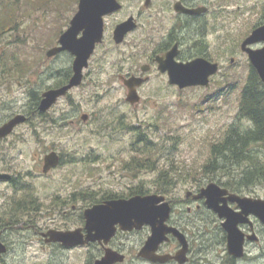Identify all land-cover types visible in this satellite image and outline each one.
Here are the masks:
<instances>
[{
    "label": "rangeland",
    "instance_id": "1",
    "mask_svg": "<svg viewBox=\"0 0 264 264\" xmlns=\"http://www.w3.org/2000/svg\"><path fill=\"white\" fill-rule=\"evenodd\" d=\"M120 1L124 8L108 19L110 28L130 14L137 15L143 4L142 0ZM8 2L12 7L6 6ZM0 5L15 14L11 30L0 31V116L6 117L12 107L28 112L31 101H35L30 93L41 96L48 90V84H54V79L48 81L51 60H54L53 67L61 68L59 70L70 66L69 55L48 59L46 54L68 28L77 11L78 0H1ZM263 5L264 0H227L221 20L215 19L214 14L208 19L213 23L212 33H208L213 56L217 57L221 50L227 51L221 74L213 79L210 87L177 90L167 80L153 78L142 89V100L137 108L126 102L128 92L119 75L131 65L141 63V50L132 49V39L118 49L109 45L102 47L91 61L82 86L71 91L68 100H60L49 115L36 116L30 128H22L19 135L24 134L23 138H13L26 141L18 146L24 151L20 157L21 170H28L29 150L36 153L38 162L52 151L62 157L61 165L50 172L48 178L37 175L36 181L28 183L29 193L35 195L43 207L37 211L36 218L48 219V225L52 226L75 221L69 225L75 227L78 216L66 218L52 205L62 193L79 188L85 194V205L88 194L100 199L107 193L129 196L135 189V192L139 189L155 192L163 170L174 177L171 186L178 187V197L183 199L188 191H194V178L201 177L202 168L210 158L211 146L222 141L232 125L250 127L247 120L239 119L240 94L251 70L241 44L264 23ZM62 62L64 65H60ZM23 65L26 71L22 70ZM78 112L90 118L87 122L75 118L77 126L70 120ZM142 132L150 144L143 141L145 138L139 141ZM148 146L153 149L150 151ZM15 155L16 152L10 153L12 157ZM261 157L264 164V153ZM17 193L18 190L0 184V218H7L13 210L9 205ZM242 195L264 199V181ZM81 202L79 207L83 205ZM194 216L197 219H193L195 227L191 229L196 235H208L213 241L222 235L221 221L217 217L206 211L191 215ZM260 232L259 253L262 256L250 264H264L262 224ZM37 249L34 246L21 264H47L39 251L34 257ZM55 254V251L52 257L48 254V264H84L81 253ZM210 258L213 264L221 261L217 253Z\"/></svg>",
    "mask_w": 264,
    "mask_h": 264
},
{
    "label": "flooded vegetation",
    "instance_id": "2",
    "mask_svg": "<svg viewBox=\"0 0 264 264\" xmlns=\"http://www.w3.org/2000/svg\"><path fill=\"white\" fill-rule=\"evenodd\" d=\"M142 1V8L137 15L130 14L126 19L120 21L122 23L135 17L137 24L136 29L127 34L123 44L117 45L114 41V30L120 22L110 28L107 21L113 15L106 19L104 41L101 45L97 46L96 51L90 60L89 68L92 65L91 61L96 58L102 47L109 45L118 49L125 45L129 39H132V49L141 50V63L131 65L128 71L119 75V78L122 81L123 79H121V77H124L125 79L137 77L143 80L144 83L141 87L137 88L139 103L134 105L129 104L131 107L137 108L139 106L142 100L141 91L153 80V78L159 77L167 80V82L169 81L168 72H162L160 70L158 59L165 60L166 56L172 51L177 53L175 57L177 63L186 64L198 58H203L211 63L218 64V73L210 77L211 86L213 79L221 74V70L223 69L222 60L227 58V51L221 50L217 57L213 56L212 47L208 43V33H212L211 27L213 26V23L210 24L208 19L213 14L215 19L222 18V15L224 14L223 7L227 0ZM176 6H178V9L181 8L184 10L200 12L199 14H189L186 11L183 12L182 10H177ZM262 8L264 10V5ZM220 20L221 19L218 21ZM139 30L141 32H138ZM262 46L263 43H259L255 47L261 48ZM64 55H69L71 57V60L69 61L70 66L68 67L70 69L69 72L65 71V73L61 74V77L67 79L66 83L58 86L57 80L60 77L56 80V75L59 73L57 70H54L52 64L54 60H51V63L48 66V81L54 79L56 82H54V84H48V91L67 85L73 76L72 65L74 57L71 54L62 53L54 58H61ZM88 69L86 71H88ZM86 71L85 77L87 76ZM124 87L128 92V87L125 85ZM172 87L180 90L176 86ZM70 94L71 92L65 97V99L68 100ZM30 95L32 98L35 96L33 93H30ZM37 98L39 99L38 102L34 100L31 101L28 112H21L18 111L17 108L12 107V112L8 116H0V128L17 116H23L24 119V121L14 128L11 134L4 138H0V174L9 177L6 180H0V184L8 185L15 191L18 190L16 197L13 198L14 202L9 205L14 213L11 211L7 218H0V243L6 248V251L0 254V264H21V261L28 257L30 250L33 249L34 246L38 247V249L35 250L34 257L39 251L45 256L47 264L48 254L52 257V251L56 252L55 256H69L72 253H81L80 255L84 257V264H96L98 261L107 258L108 254L116 257L112 264H213L210 256L216 253L217 257H221L220 263L217 264H247L248 262V264H250L252 260L259 259L262 256L261 253H259L261 223L256 218L252 217V225L242 224L240 226L242 231L246 234L244 242L245 254L241 258H237L229 253L228 236L222 227V235L215 241H213V237L208 235L205 237L199 236L192 231L191 227H195L194 222L190 218H185V211L188 213L187 216H191L193 210H200L204 205L206 206V199L203 198L202 200H196V197L202 193V189L206 185L194 189V191H188L186 197L183 199L178 197L177 186H174V189L171 191L173 196L168 194L167 201L170 202L172 212L167 225L178 229L186 236L187 246L182 244L173 234H169L168 240L161 243L156 250V254L164 259L162 260L164 262H152L149 258H143L140 256L141 250L146 246V243L152 234V228L147 225L142 228L127 230L117 226L114 235L109 240L103 239L94 242L91 241L85 245L75 247H67L61 243L48 242V239H50L48 233L53 230L68 232L75 229H81L83 235L86 236L88 231L86 230L87 220L85 218V210L96 205L104 204L113 199H106L107 197L98 199L94 195L88 194L89 200H86L84 205L83 199L85 198L83 195L85 194L77 188L71 192L66 191L62 193L61 197L55 198L57 203L52 204L56 208H59L60 212L66 218L70 216H78V221L76 220L77 223L75 227L69 226L72 225V223L74 224L75 221H66L65 224L69 225L56 224L55 226H52L48 225V219L40 221L36 218L37 211L43 207L37 202L35 195L33 196L29 193V185L30 181H36L37 175L48 178V173H44L45 157L48 153L40 158V161L38 162L36 153L33 154V152L29 150L28 155L30 157V163L27 165L28 170H21L20 157L24 155V151H21L18 146L20 142H26L24 140L22 141L24 134L19 135V131L24 127L30 128L33 124V119L36 116H40L41 118L46 117V115L44 116L45 113L41 114L38 111L42 96L39 95ZM84 116L87 117L86 120L88 121L90 118L88 115H79V112L78 114L76 113V115L70 120L71 124L78 126V121L75 120V118L82 121L84 120ZM16 136L19 138L21 136L22 138L20 140H14L13 138ZM11 152H16V155L19 153V155L12 157L10 156ZM60 159L61 165V156ZM25 162L26 160L22 161L24 166ZM226 189L229 191V194L236 193L228 188ZM149 192L150 191L144 190V194H136L133 196H145L150 194ZM133 196H129L128 198ZM227 197L228 195L224 198ZM80 200L82 201L81 204H83L81 207H79ZM228 205L233 210L240 211V208L236 203L228 201ZM69 208L71 209L70 213L68 212ZM208 209L209 210L207 211L210 215L214 214L215 217H217L210 208ZM206 224H208L207 221ZM207 230L206 226L204 228V233H206ZM182 250H186V253L180 254V251ZM250 256L252 257L249 258Z\"/></svg>",
    "mask_w": 264,
    "mask_h": 264
},
{
    "label": "water",
    "instance_id": "3",
    "mask_svg": "<svg viewBox=\"0 0 264 264\" xmlns=\"http://www.w3.org/2000/svg\"><path fill=\"white\" fill-rule=\"evenodd\" d=\"M122 9V4L118 0H79L78 11L70 22L69 28L60 36L58 45L47 51V57H55L63 52H68L74 57L72 65L73 76L69 83L61 88L45 91L39 104V111L48 112L60 98L66 96L68 92L82 84L84 70L89 67V61L93 56L98 44L103 42L105 32L104 18ZM177 10L186 11L189 14H199L200 11L184 10L176 6ZM137 24L132 17L127 21L117 25L114 30V40L121 44L127 34L135 30ZM259 43L264 44V25L256 28L243 42L242 51L248 54L252 66L257 70L264 83V46L254 49L253 46ZM177 53L170 52L165 60L158 59L162 72H168L169 83L177 85L180 89L189 87H208L210 77L219 71L218 64L211 63L206 59L198 58L189 63H177L175 61ZM124 85L128 87L129 94L127 102L134 105L139 102L137 88L142 86L144 81L131 77L125 79ZM84 116V120H86ZM24 121L23 116L12 119L9 123L0 128V138L11 134L14 128ZM60 158L56 152H52L45 157L44 173L58 166ZM7 175L0 174V180H6ZM227 198H224L227 196ZM206 199V205L212 209L220 219H223L222 227L228 235L229 253L237 258L244 255L245 234L241 231L240 225L252 224L250 216H255L264 224V199L241 197L229 194L218 184L211 183L202 189V193L196 199ZM228 201L236 203L240 211L233 210ZM171 214V207L166 198L161 195L135 196L128 200L119 199L108 201L101 205L93 206L85 211L87 220L85 236L81 229L74 231H50L48 242L61 243L67 247L85 245L97 240H109L115 233L116 226L123 229L142 228L150 226L152 235L146 246L141 250L140 256L149 258L152 262H164L160 256L156 255L158 246L165 240L167 235L173 233L180 242L187 246V242L182 233L175 228L166 225ZM6 251L5 246L0 243V254ZM186 250L180 251L185 254ZM114 256L108 254L107 258L98 261L96 264H112Z\"/></svg>",
    "mask_w": 264,
    "mask_h": 264
},
{
    "label": "trees",
    "instance_id": "4",
    "mask_svg": "<svg viewBox=\"0 0 264 264\" xmlns=\"http://www.w3.org/2000/svg\"><path fill=\"white\" fill-rule=\"evenodd\" d=\"M6 6L12 7L10 2ZM6 6L0 5L1 32H6L7 29L11 30V26L15 21V14L8 11ZM60 65H64V62ZM24 68L25 65H23L22 70L26 71ZM53 68L59 73L56 75V80L60 77L57 80L58 86L65 84L67 79L61 77V74L65 71L69 72L70 69L59 70L61 69L59 67ZM17 72L22 73L20 70H17ZM33 94L36 95V93ZM34 99L36 102L39 101L37 96ZM239 116L240 120H247L250 127L244 129L232 125L227 136L211 146L210 158L202 168L201 177L194 178L196 189L205 185V182L215 181L232 192L242 194L264 181V164L260 160L262 158L261 154L264 153V83L253 67H251L248 79L240 94ZM143 138H145L144 142L151 143L147 137H144V133L140 134L139 141ZM148 148L150 151L153 149L150 146ZM168 173L169 171H162L158 179L159 186L156 192H164L171 187L174 177L168 175ZM135 190L134 195L144 194V190L139 189L140 191L136 192ZM105 195L106 199L123 197L117 193H107Z\"/></svg>",
    "mask_w": 264,
    "mask_h": 264
}]
</instances>
